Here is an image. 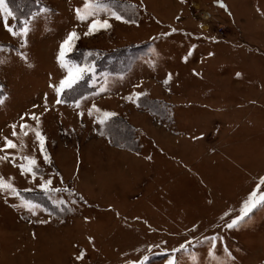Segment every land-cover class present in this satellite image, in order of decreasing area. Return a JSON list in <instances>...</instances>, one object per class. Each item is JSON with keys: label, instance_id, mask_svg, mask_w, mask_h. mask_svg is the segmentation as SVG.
Here are the masks:
<instances>
[{"label": "rangeland", "instance_id": "1", "mask_svg": "<svg viewBox=\"0 0 264 264\" xmlns=\"http://www.w3.org/2000/svg\"><path fill=\"white\" fill-rule=\"evenodd\" d=\"M6 2L21 9L8 20L17 31L36 13V0ZM39 2L52 11L30 22L26 48L0 20V148L4 138L13 140L18 147L6 152L17 165L25 155L38 164L31 181L10 161H0V176L13 178L20 193L0 192V264H169L173 257L176 264H264V205L239 227L225 226L253 191L264 194V0H222L228 12L216 0H112L135 23L111 18V28L88 37V22L74 14L83 0ZM100 18L108 15L101 12ZM172 28L177 31L161 35ZM73 29L81 35L70 54L75 62L88 51L99 54L91 62L129 47L136 48L132 56L145 54L123 76L89 79L93 89L79 109L56 105L49 87L66 74L56 58ZM168 73L172 80L165 86ZM133 91L148 94L139 101L142 107L123 99ZM45 95L50 110L40 117L41 130L51 164L44 163L34 133L24 136L19 128L35 126L28 117L44 111ZM93 104L116 112L113 118L132 130L120 121L102 129L87 115ZM112 136L119 148L136 150H109ZM41 177L60 191L42 190ZM26 193L39 205L35 215L22 206ZM81 250L86 255L77 261Z\"/></svg>", "mask_w": 264, "mask_h": 264}, {"label": "snow or ice", "instance_id": "2", "mask_svg": "<svg viewBox=\"0 0 264 264\" xmlns=\"http://www.w3.org/2000/svg\"><path fill=\"white\" fill-rule=\"evenodd\" d=\"M181 3H186V0H180ZM216 3L220 8H223L225 12H228L227 5L222 2V0H216ZM37 9L36 13L33 16H30L25 19L24 22L21 23L19 27V31H17L13 26L9 25L8 20L9 18L16 19L14 10L9 6L6 0H0V20L3 21V25L8 33L14 38H18L20 41L21 48H26L28 46V37L31 31V21L35 19L37 15H46L51 13V9L46 6H41L39 0H36ZM127 7H135V6H127ZM258 12L261 10L258 8ZM101 12L108 15V18H100ZM74 14L76 20L81 23H87V31L83 33L84 37L95 35L97 32L101 30H107L112 27L109 22V19L114 18L115 20L124 22V23H135L134 20L126 19L120 12L113 7L112 0H83V6L77 7L74 9ZM230 14V13H229ZM264 15V12H261ZM177 20L180 19L179 16L176 17ZM203 27V25H201ZM177 29L172 28L170 33H162V36H168L172 33H175ZM81 39V35L77 33L75 29L68 32L66 37L61 41L59 45L58 55H57V62L59 67L65 70V75L62 79L59 80L58 83H51L49 87L53 90L55 95V104H66L68 100L62 99V96H66L71 92L75 91V87L81 80L85 78L86 75L89 76L90 80L95 79L96 69L94 63L91 62L92 57L98 56V53H93L92 51H88L81 62H75L71 59V53L75 51L76 42ZM213 40L215 38H212ZM3 51V49H0ZM192 55V51L189 50L187 55L184 57V60L187 61V57ZM209 56L214 55V53H208ZM20 59L24 62L27 67H33L32 64L29 63V58L26 53H20ZM4 61L0 60V64H3ZM240 73L237 72L236 76L239 78ZM51 79V77H50ZM172 80V73H168L166 78L163 80V84L168 86L169 82ZM141 85L137 84L135 87L139 88ZM104 87L99 89L100 92L105 91ZM148 94L146 92L140 91L131 92L128 96L123 97L129 103L135 104L137 107H140V99L141 97H145ZM86 99L84 96H80L78 99H73L71 101L72 105L79 109L81 107V100ZM4 103V95L2 89H0V104ZM36 107V105H33ZM49 106L47 103V96L45 95V104H44V111L39 115L32 113L28 118L34 121L35 126L27 123H21L19 125L20 133L24 136H27L29 132L34 133L35 143L37 144L40 155L43 157V161L46 164H51L50 156L46 150V136L42 134L41 130V116L49 111ZM27 115V114H25ZM25 115H22L20 119L23 121L25 119ZM77 115L83 120L85 113L83 111H78ZM87 115L89 118H93L94 121L101 126L102 129H106L110 127V123L112 122V118L117 115L116 112L104 111L98 108L95 104L88 109ZM12 128V136L17 137L18 133L16 131L17 124L13 123L10 125ZM104 131H100V135H104ZM18 146L13 140H9L4 138V147L0 148V153H5L4 155H0V161H10L14 167H19L21 176H30L31 181H35L38 174V164L37 159L33 156H22L21 160L23 162L17 165L16 163V156L7 153L6 149H16ZM19 147H24L21 144ZM146 159H151V157H146ZM26 162V163H25ZM13 178H8L6 181L5 178L0 176V192H6L9 195L19 197L20 193L18 189L10 182ZM261 184H264V178L260 180ZM52 184L51 179H44L41 177L39 182V187L44 190L45 192L49 191H56L59 192L60 189H50V185ZM259 188V185L257 186ZM30 189H26L25 191H29ZM83 200V197H80ZM75 203V201H73ZM63 204V201L60 202ZM264 205V194L257 195V191H253L248 199L244 202L243 208L241 213L236 218L231 219L230 222L226 223V227L228 229H233L234 227H239L240 223L248 217L249 213H252L254 209L258 206ZM22 206L27 208L33 215L36 214V209L39 208L38 204H34L32 201L23 200ZM51 215V213H49ZM225 215H228L225 213ZM119 216V213H117ZM87 220V218H85ZM223 219V218H222ZM47 220H41L40 223H47ZM208 239V238H206ZM216 237H212L210 239V243L213 248H215V241ZM89 244H93V238L88 237ZM191 244V241L187 242ZM185 245L181 244L180 249H184ZM180 249H174L173 251H178ZM86 253L81 250L78 255L75 257L77 261H81L84 259ZM229 255H231L229 253ZM144 260H147V257H144ZM169 264H176L175 257L169 259Z\"/></svg>", "mask_w": 264, "mask_h": 264}, {"label": "trees", "instance_id": "3", "mask_svg": "<svg viewBox=\"0 0 264 264\" xmlns=\"http://www.w3.org/2000/svg\"><path fill=\"white\" fill-rule=\"evenodd\" d=\"M13 10L17 14V17H19L20 13H21V11H20L21 9L17 6H13ZM20 25H21V22H19L18 27H20ZM135 49H136L135 47L123 48V49H120L116 52L106 54L105 56H103L101 58L99 57L97 59H94V61L92 63H94V65H95L96 75L98 76V80H101L103 77H105L107 75L123 76L126 73H128L130 71V69L132 68V66L137 62V59L140 58L141 56L145 55L143 53L137 52L136 55L132 56L133 53L136 52ZM74 87H75V91L71 92L70 94H68L66 96H62V99L68 100V103H66V104H72L71 101L73 99H78L80 96L85 97V96L89 95L93 89L91 86H89V78H88L87 83L80 82ZM142 106L143 105L140 104V107H142ZM147 109L151 110V108H149V107H147ZM114 121H118V120L112 118V122H114ZM119 121L121 123H125L127 125V128L129 130H132V127L129 126L126 122H124L123 120H119ZM112 122L110 123V126H117V125H113ZM114 128L116 129L117 127H114ZM115 134H118L119 137H123V135H125V133L120 131V130L116 131ZM111 138H112V140H111L112 146L119 148L120 146H118V143L115 141V138L113 136ZM135 144L137 145V141L135 142ZM126 149L127 150H133V151L136 150L135 147L132 149H130V148H126ZM31 196H33V195L26 193L22 197L28 201L33 202V198L31 199Z\"/></svg>", "mask_w": 264, "mask_h": 264}, {"label": "crops", "instance_id": "4", "mask_svg": "<svg viewBox=\"0 0 264 264\" xmlns=\"http://www.w3.org/2000/svg\"><path fill=\"white\" fill-rule=\"evenodd\" d=\"M142 132H147V131H142ZM138 133H140L141 134V131L140 132H138ZM108 146L110 147L109 148V150H115L114 152H116V151H120L121 153H124V154H126V153H131L132 154V152H130V151H127V150H124V149H121V148H118V147H115V146H112L111 144H108ZM118 151V152H119Z\"/></svg>", "mask_w": 264, "mask_h": 264}, {"label": "built area", "instance_id": "5", "mask_svg": "<svg viewBox=\"0 0 264 264\" xmlns=\"http://www.w3.org/2000/svg\"><path fill=\"white\" fill-rule=\"evenodd\" d=\"M220 35H222V36L224 35V31H223V29H221V34H220Z\"/></svg>", "mask_w": 264, "mask_h": 264}, {"label": "bare ground", "instance_id": "6", "mask_svg": "<svg viewBox=\"0 0 264 264\" xmlns=\"http://www.w3.org/2000/svg\"><path fill=\"white\" fill-rule=\"evenodd\" d=\"M202 17L207 18V15H206V14H203ZM204 18H203V19H204Z\"/></svg>", "mask_w": 264, "mask_h": 264}]
</instances>
